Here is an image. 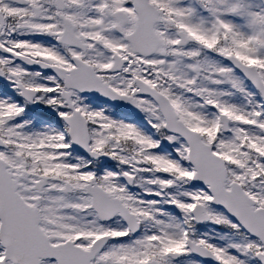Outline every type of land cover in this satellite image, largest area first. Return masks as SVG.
<instances>
[{
	"label": "snow or ice",
	"instance_id": "obj_1",
	"mask_svg": "<svg viewBox=\"0 0 264 264\" xmlns=\"http://www.w3.org/2000/svg\"><path fill=\"white\" fill-rule=\"evenodd\" d=\"M0 264H264V0H0Z\"/></svg>",
	"mask_w": 264,
	"mask_h": 264
}]
</instances>
